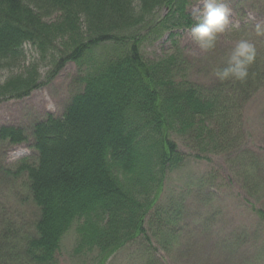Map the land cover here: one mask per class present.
<instances>
[{"label":"trees","instance_id":"16d2710c","mask_svg":"<svg viewBox=\"0 0 264 264\" xmlns=\"http://www.w3.org/2000/svg\"><path fill=\"white\" fill-rule=\"evenodd\" d=\"M187 7L186 0H0V70L21 61L26 44L60 53L59 39L66 45L55 73L68 62L87 67L63 115L31 127L36 162L15 170L0 164L9 178L27 176V200L37 209L18 244L11 241L13 221L2 223L0 264H57L62 238L74 226L76 253L106 264L128 243L148 239L145 223L152 212L159 215L165 178L185 162L172 135L190 138L199 155L235 153L230 113L240 90L244 101L246 89L264 86V50H256L246 81L205 91L187 79L193 64L177 44L175 30L195 23ZM167 33L173 54L147 61L143 45ZM40 86L36 68L12 75L0 82V103L23 100ZM27 141L26 129L0 127V146ZM250 165L247 174H264L262 154ZM257 213L264 221V210Z\"/></svg>","mask_w":264,"mask_h":264},{"label":"rangeland","instance_id":"374dc122","mask_svg":"<svg viewBox=\"0 0 264 264\" xmlns=\"http://www.w3.org/2000/svg\"><path fill=\"white\" fill-rule=\"evenodd\" d=\"M186 1L193 18V11L202 7L201 0ZM226 2L233 27L218 38L215 49L201 51L192 42L190 28L175 30L178 48L193 64L186 73L187 79L207 92L221 83L213 70L224 65L236 41L248 38L256 50H264V36L256 34L257 25L264 27V0ZM164 14L162 10L157 17ZM56 17L48 22L53 23ZM55 44L58 51H65V40L59 39ZM111 45L98 49V53L107 54ZM172 48L167 33L158 41L145 43L142 51L145 59L152 62L172 55ZM61 52L43 54L37 47L26 44L24 58L15 66L0 70L2 83L12 75L36 68L41 83L23 100L0 103V127H21L28 135L26 144L0 146V164L7 168L15 170L22 162H36L38 153L31 127L50 114L61 117L71 97L83 88L87 67L68 62L55 73ZM242 93L240 90L239 102L236 101V109L229 117L235 126L233 137L238 140V146L234 144L235 153L199 155L190 138L172 135L185 162L179 169L169 171L165 178L158 200L159 215L152 212L145 223L148 239L142 237L128 243L106 264H264V221L257 213L264 210V174L257 169L247 174L253 156L258 153L264 156L263 83L246 89L248 98L244 101ZM230 94L238 99L233 91ZM26 179V175L13 179L0 172V226L13 221L11 241L15 244L26 235L37 216V209L27 200ZM62 239L57 264H96V254L76 253L75 226ZM4 250L7 253L9 248Z\"/></svg>","mask_w":264,"mask_h":264},{"label":"clouds","instance_id":"9594fccd","mask_svg":"<svg viewBox=\"0 0 264 264\" xmlns=\"http://www.w3.org/2000/svg\"><path fill=\"white\" fill-rule=\"evenodd\" d=\"M202 7L193 11L196 21L189 29L192 42L204 52L215 49L218 38L233 27L230 21L231 10L226 0H201ZM256 34L264 36V27L257 25ZM256 47L248 38L236 41L227 54L222 67L215 68V78L243 83L249 77V68L256 59Z\"/></svg>","mask_w":264,"mask_h":264}]
</instances>
